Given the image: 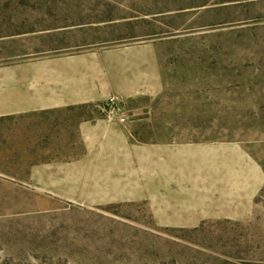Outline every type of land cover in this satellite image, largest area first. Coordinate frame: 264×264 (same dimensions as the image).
Wrapping results in <instances>:
<instances>
[{"label": "rangeland", "instance_id": "1", "mask_svg": "<svg viewBox=\"0 0 264 264\" xmlns=\"http://www.w3.org/2000/svg\"><path fill=\"white\" fill-rule=\"evenodd\" d=\"M141 1L0 0V66L55 50L146 48L163 90L126 98L145 112L129 124L132 141L205 149L188 165L211 169L209 206L184 200L176 214L146 202L59 198L84 193L59 166L86 152L79 118L105 114L3 119L0 264H264V0H212L149 25L120 22Z\"/></svg>", "mask_w": 264, "mask_h": 264}, {"label": "crops", "instance_id": "2", "mask_svg": "<svg viewBox=\"0 0 264 264\" xmlns=\"http://www.w3.org/2000/svg\"><path fill=\"white\" fill-rule=\"evenodd\" d=\"M145 51L142 47L55 50L20 55L0 66V120L39 114L62 118L83 109L105 114L79 118L86 152L78 160L59 165L77 176L75 184L81 185L83 195L55 196L85 206L146 202L151 207H171L176 214L177 208H188L184 200L209 206L213 194L204 184L211 181L206 176L211 169L188 165L197 151L205 149L134 144L129 124L145 112L132 110L127 102L124 108L130 118L126 123L108 117L105 103L113 95L130 99L163 90L155 56L148 58ZM213 206L218 208L220 203Z\"/></svg>", "mask_w": 264, "mask_h": 264}, {"label": "trees", "instance_id": "3", "mask_svg": "<svg viewBox=\"0 0 264 264\" xmlns=\"http://www.w3.org/2000/svg\"><path fill=\"white\" fill-rule=\"evenodd\" d=\"M170 0H146L141 1V6L136 11L137 16L124 17L120 19V22H126L132 24V22L147 24L149 25L152 21H157L158 17H165L172 15V12H180L187 8H198V7H208L212 5V0H192L190 6H185L187 0H174L173 9L169 7ZM181 1V2H179ZM110 5V4H107ZM118 5V4H117ZM179 14V13H177ZM115 21V20H109Z\"/></svg>", "mask_w": 264, "mask_h": 264}, {"label": "built area", "instance_id": "4", "mask_svg": "<svg viewBox=\"0 0 264 264\" xmlns=\"http://www.w3.org/2000/svg\"><path fill=\"white\" fill-rule=\"evenodd\" d=\"M126 98L121 95H113L105 103L108 117L113 119L117 117L119 122L126 123L130 118V113L124 108Z\"/></svg>", "mask_w": 264, "mask_h": 264}]
</instances>
